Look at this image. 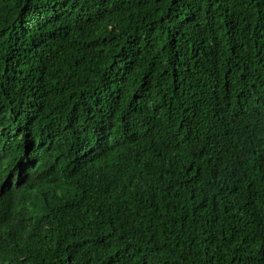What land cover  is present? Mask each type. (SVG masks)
<instances>
[{
    "label": "trees",
    "instance_id": "obj_1",
    "mask_svg": "<svg viewBox=\"0 0 264 264\" xmlns=\"http://www.w3.org/2000/svg\"><path fill=\"white\" fill-rule=\"evenodd\" d=\"M0 264H264V0H0Z\"/></svg>",
    "mask_w": 264,
    "mask_h": 264
},
{
    "label": "snow or ice",
    "instance_id": "obj_2",
    "mask_svg": "<svg viewBox=\"0 0 264 264\" xmlns=\"http://www.w3.org/2000/svg\"><path fill=\"white\" fill-rule=\"evenodd\" d=\"M14 177H15V173H13V177L9 179V183L12 182V179H14Z\"/></svg>",
    "mask_w": 264,
    "mask_h": 264
},
{
    "label": "bare ground",
    "instance_id": "obj_3",
    "mask_svg": "<svg viewBox=\"0 0 264 264\" xmlns=\"http://www.w3.org/2000/svg\"><path fill=\"white\" fill-rule=\"evenodd\" d=\"M36 165V164H35ZM42 185V184H41Z\"/></svg>",
    "mask_w": 264,
    "mask_h": 264
}]
</instances>
